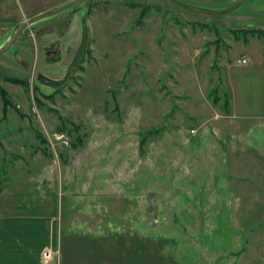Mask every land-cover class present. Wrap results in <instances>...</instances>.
Returning a JSON list of instances; mask_svg holds the SVG:
<instances>
[{"label":"rangeland","instance_id":"obj_1","mask_svg":"<svg viewBox=\"0 0 264 264\" xmlns=\"http://www.w3.org/2000/svg\"><path fill=\"white\" fill-rule=\"evenodd\" d=\"M68 1L0 0V45ZM84 36L65 85L38 80ZM36 188L59 242L103 237L112 264H264V0H87L28 25L0 54V192Z\"/></svg>","mask_w":264,"mask_h":264},{"label":"crops","instance_id":"obj_2","mask_svg":"<svg viewBox=\"0 0 264 264\" xmlns=\"http://www.w3.org/2000/svg\"><path fill=\"white\" fill-rule=\"evenodd\" d=\"M0 264H41L44 248L58 247V264H112L109 243L87 232L70 233L62 244L56 224L55 190L32 189L0 192ZM69 228L72 232L71 224ZM77 234V235H74ZM114 259V260H113Z\"/></svg>","mask_w":264,"mask_h":264},{"label":"water","instance_id":"obj_3","mask_svg":"<svg viewBox=\"0 0 264 264\" xmlns=\"http://www.w3.org/2000/svg\"><path fill=\"white\" fill-rule=\"evenodd\" d=\"M87 0H70L66 3H64L63 5L57 7V8H54V9H50V10H47V11H43V12H40L32 17H29L27 19H24L21 23H19V25L17 26L16 30L14 31L13 35L8 39V41H6L4 44H2L0 46V54L6 52L9 47L14 43V41L18 38V36L20 35V33L30 24L36 22L37 20H40L46 16H49V15H53V14H56V13H59L61 11H63L64 9H67V8H70L74 5H77V4H80L82 2H85ZM86 36H84L74 58H73V61L72 63L70 64L69 68L67 69V72L66 74L64 75V77L60 80H52V79H48V78H45V77H41L39 76L38 77V80H40L42 83L48 85V86H51L53 88H59V87H62L66 82L67 80L69 79V77L71 76V74L73 73V71L75 70V68L77 67V64L80 62V59H81V56L84 52V48H85V45H86Z\"/></svg>","mask_w":264,"mask_h":264},{"label":"built area","instance_id":"obj_4","mask_svg":"<svg viewBox=\"0 0 264 264\" xmlns=\"http://www.w3.org/2000/svg\"><path fill=\"white\" fill-rule=\"evenodd\" d=\"M243 62L245 60L243 59ZM60 250L57 247H46L43 249L40 257L41 264H58Z\"/></svg>","mask_w":264,"mask_h":264},{"label":"trees","instance_id":"obj_5","mask_svg":"<svg viewBox=\"0 0 264 264\" xmlns=\"http://www.w3.org/2000/svg\"><path fill=\"white\" fill-rule=\"evenodd\" d=\"M225 102L227 103V101H225ZM226 103H225V104H226ZM5 104H8V101H5ZM6 106H7V105H6Z\"/></svg>","mask_w":264,"mask_h":264},{"label":"flooded vegetation","instance_id":"obj_6","mask_svg":"<svg viewBox=\"0 0 264 264\" xmlns=\"http://www.w3.org/2000/svg\"><path fill=\"white\" fill-rule=\"evenodd\" d=\"M74 6H75V5H74ZM72 7H73V6H72ZM67 9H68V8H67ZM46 17H47V16H46ZM21 33H22V32H21ZM21 33H20V34H21ZM3 44H4V43H3ZM0 46H1V45H0ZM77 50H78V49H77ZM76 52H77V51H76ZM75 54H76V53H75ZM65 84H66V83H65ZM65 84H64V85H65Z\"/></svg>","mask_w":264,"mask_h":264}]
</instances>
